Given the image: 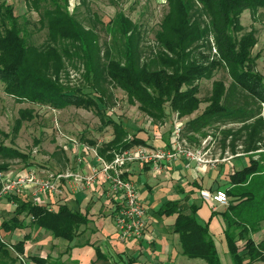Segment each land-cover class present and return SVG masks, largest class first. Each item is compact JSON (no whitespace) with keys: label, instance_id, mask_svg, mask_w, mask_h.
I'll list each match as a JSON object with an SVG mask.
<instances>
[{"label":"trees","instance_id":"1","mask_svg":"<svg viewBox=\"0 0 264 264\" xmlns=\"http://www.w3.org/2000/svg\"><path fill=\"white\" fill-rule=\"evenodd\" d=\"M49 1L42 6L46 0H26V7L38 15L40 28L46 30V41L40 47L28 41L11 8L1 6L4 21H8L2 23L0 32L3 93L19 103L90 110L98 105L112 109V91L119 90L155 125L163 123L168 113L186 119L181 126L185 142L212 137L209 129L216 127L218 158L226 154L248 158L243 168L229 174V187L224 190L228 205L221 216L231 264L264 262V240L255 243L248 236V231L256 232L264 222V75L255 70L257 56H252L255 31L243 32L240 24L245 11L254 20L264 9V0H166L167 12L153 36L155 49L149 51L142 47L140 27L122 12L104 23L90 12L87 0H77L87 13L85 26L68 12L67 0L62 5ZM100 34L106 37L103 42ZM67 61L82 67L83 86L71 87L62 81ZM219 70L226 72L229 83L213 81L203 110L187 119L202 103L198 82L210 81ZM28 118L30 112H21L12 133ZM104 125L112 128V139L99 146L86 145L104 160L144 145L121 123L109 119ZM59 154L66 166L64 152ZM209 157L215 159L211 153ZM16 161L23 164L22 169L32 166L28 154L0 142V172H7ZM12 200L17 204L12 216L0 222V264H15V254L22 255L28 236L10 244L3 235L26 228L28 218L29 226L67 241L87 223L85 214L63 205L49 210L43 203ZM167 205L159 213L175 215L172 230L178 235L181 255L220 264L207 224L182 214L176 204ZM239 240L244 241L241 248ZM31 260L42 263L38 258Z\"/></svg>","mask_w":264,"mask_h":264},{"label":"crops","instance_id":"2","mask_svg":"<svg viewBox=\"0 0 264 264\" xmlns=\"http://www.w3.org/2000/svg\"><path fill=\"white\" fill-rule=\"evenodd\" d=\"M139 129L144 130L132 136L142 140L148 150L155 151L169 146V135L166 138L163 136L164 126L144 125ZM111 139L112 135H109L104 143ZM91 159L89 155H84L83 173L88 172ZM223 159L202 165L193 162L187 164L185 160L179 159L165 166L160 173H154L147 165L138 163L126 166L123 176L135 184L139 200L148 215L146 229L139 238L123 243L118 241L114 226L117 201L106 197L101 177L76 194L62 186L60 195L42 197V203L49 210L63 205L85 214L87 223L78 228L71 240L57 239L49 232L29 226V218L25 221L26 228L3 236H10L14 243L22 240L24 235L28 236L22 253L25 264H37L32 262V257L40 259V264H204L200 260H190L181 255L178 235L172 230L175 215L167 216L159 211L168 208V203L176 204L182 214L193 215L200 224H207L212 239L217 237L222 242L223 238L227 250L225 225L221 216L227 206L213 208V204L201 199L200 191L212 192L228 188L229 174L243 168L248 158L241 154ZM70 168H73L71 157L65 169ZM203 204L209 212L208 215L200 216ZM16 206L14 200H0V212L4 210L11 213L9 217ZM9 217H0V222ZM248 236L255 243L264 240V222L260 223L256 232L248 231ZM243 243V240H239L237 245L241 248ZM15 264L21 263L17 261Z\"/></svg>","mask_w":264,"mask_h":264},{"label":"rangeland","instance_id":"3","mask_svg":"<svg viewBox=\"0 0 264 264\" xmlns=\"http://www.w3.org/2000/svg\"><path fill=\"white\" fill-rule=\"evenodd\" d=\"M60 5L63 0H56ZM49 0L43 3L42 6H48ZM87 5L90 12L95 14L99 20L106 23L111 20L115 13L120 11L132 22L137 24L141 30L142 47L144 50H154V33L158 29L162 17L167 12L166 0H87ZM1 6H9L12 14L17 18L18 24L25 31V36L28 41L37 47H40L46 41V30L40 28L38 24V15L26 7V0H0V32L4 21ZM67 10L73 13L75 18L83 25H87V13L81 5H78L77 0H67ZM240 24L243 27V32L254 30L257 38V43L252 50V56H257L255 70L264 75V9H260L254 20L250 19L247 11L240 16ZM106 40L104 34H100V42ZM65 72L61 78L65 84L71 87L83 86L82 67L78 62H65ZM222 80L225 84L229 83L227 74L223 70L215 72L210 81L202 80L198 82V97L202 101L199 110L190 119L198 115L204 108L205 98L208 97L213 81ZM115 103L112 109H104L98 105L97 109H76L67 107L63 110H55L48 106L33 105L28 103H19L12 97L5 95L0 84V142L6 146L12 145L20 152L26 153L29 156L31 167L44 172H60L65 170V162L60 156V150L64 152L65 157L74 159V154H77L79 145H90V142L97 146L104 143L109 135H112V128L105 126L107 120L119 122L122 125L129 126L127 132L130 136L138 134L140 127L149 125L153 127L155 124L144 114L139 112L137 106L130 105L125 95L119 90L112 91ZM30 112V118L22 120L19 129L13 134L15 121L18 120L21 112ZM167 112V111H166ZM186 119H177L175 115L168 113L167 117L161 124L164 126L165 138L169 135L171 138L172 127L175 122L182 124ZM150 131V128H148ZM216 127L209 129L212 137H207L202 141L185 142L190 149H204L215 158H218L220 153L219 140L215 130ZM2 134L7 136L3 138ZM148 134V133H147ZM217 139V140H216ZM10 140L11 144H10ZM56 154H58L56 156ZM86 155V154H84ZM58 156L60 158H58ZM69 156V157H68ZM221 156V155H220ZM82 161H83V156ZM89 157H92L90 154ZM224 157H229L226 154ZM220 159V158H218ZM221 160V159H220ZM65 167V168H64ZM23 168L20 162H13L8 173H16ZM64 168V169H63ZM138 194V193H137ZM139 197V196H138ZM209 209L203 204L200 216L208 215ZM11 213H6L4 210L0 212L1 218L9 217ZM200 223V222H199ZM3 240L10 244H15L10 236H3ZM217 254L221 264H231L227 253L223 238L220 242L219 238H213ZM179 246V244H178Z\"/></svg>","mask_w":264,"mask_h":264},{"label":"built area","instance_id":"4","mask_svg":"<svg viewBox=\"0 0 264 264\" xmlns=\"http://www.w3.org/2000/svg\"><path fill=\"white\" fill-rule=\"evenodd\" d=\"M172 129L169 146L155 151L137 146L115 154L110 161H106L96 153L95 148L79 145L77 154L73 153V168L44 173L32 167L16 173L0 172V200L11 201L16 197H24L32 204H39L42 203L44 196L60 195L62 186L70 193L76 194L101 177L105 184L106 197L117 201L114 226L118 241L123 243L139 238L146 229L148 215L139 200L135 184L123 176L126 166L138 163L147 165L154 173H160L165 166L179 159L185 160L187 164L193 162L196 165L220 161L218 158H210L207 150L188 148L181 138V124L177 121ZM84 154L92 155L87 173L82 172V166H85ZM200 197L213 204V208L228 204L224 190L212 192L202 190ZM15 256L19 263L25 264L22 255Z\"/></svg>","mask_w":264,"mask_h":264}]
</instances>
